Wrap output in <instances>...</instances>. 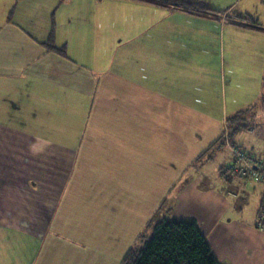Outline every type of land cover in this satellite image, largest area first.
I'll use <instances>...</instances> for the list:
<instances>
[{
  "label": "crops",
  "instance_id": "0c3cea01",
  "mask_svg": "<svg viewBox=\"0 0 264 264\" xmlns=\"http://www.w3.org/2000/svg\"><path fill=\"white\" fill-rule=\"evenodd\" d=\"M223 17L0 0V264H121L152 220L171 217L196 219L223 264H264V183L257 220L240 218V183L222 172L231 145L212 148L247 110L259 140L232 145L264 161V82L248 83L235 114L213 82L264 81V32ZM52 33L67 56L46 46Z\"/></svg>",
  "mask_w": 264,
  "mask_h": 264
},
{
  "label": "trees",
  "instance_id": "16d2710c",
  "mask_svg": "<svg viewBox=\"0 0 264 264\" xmlns=\"http://www.w3.org/2000/svg\"><path fill=\"white\" fill-rule=\"evenodd\" d=\"M137 2L149 3L163 8L174 7L184 11H198L213 18H217L220 11L211 9L205 2L199 0H132ZM264 2V0H263ZM236 22L245 28L264 32V25L251 16H236ZM49 49L67 56L65 47H57L54 42L53 33L46 45ZM249 111H241L239 114L228 117V130L226 135L220 137L215 144L219 142L225 145L229 143L233 152L235 163L232 167L226 166L223 174L224 178L239 176L235 171L237 165V150L245 153L241 147L235 144L234 138L241 132L250 129L252 121L249 122L245 115ZM253 118V117H252ZM227 145V144H226ZM211 148V147H210ZM211 149H207L200 157L208 155ZM228 168L227 170H225ZM235 171L233 176L230 173ZM241 176H243L240 173ZM227 179V181H229ZM262 219V220H261ZM259 224L264 228V200L261 204L260 214L258 217ZM151 224V223H150ZM149 227V225H148ZM146 227V229L148 228ZM151 227V225H150ZM146 229L141 233L129 251L126 253L121 264H223L216 256L209 240L203 233L200 224L194 218H166L153 226V233L150 236Z\"/></svg>",
  "mask_w": 264,
  "mask_h": 264
},
{
  "label": "rangeland",
  "instance_id": "374dc122",
  "mask_svg": "<svg viewBox=\"0 0 264 264\" xmlns=\"http://www.w3.org/2000/svg\"><path fill=\"white\" fill-rule=\"evenodd\" d=\"M201 1L205 2L208 6H212V4H213L218 9H222L224 11L226 9L230 8L231 6H233L231 8V10L228 11L227 15L224 14V11L218 10V11H220L219 15L225 16L223 18L225 19V21L227 23L229 21L236 20V16H239L240 14H245V13L249 14L254 19L257 18V20L260 19L262 22H264V3L262 2V0H201ZM211 9H212V7H211ZM111 47H112V51L110 54L111 56H110L109 63H110V66L112 65L111 68H113L115 66V63H113V61H111V59L115 58V56H117V54H118V50L114 49V48H116V43L114 42L113 39L111 40ZM261 59L262 58L258 57L257 61H260ZM191 82L195 83V81H191ZM213 82L216 83L214 86L217 89V94L219 93L220 96L222 95V97H223L224 109L226 108L228 110L229 114H235L236 110H237L236 109L237 106H239V110H242V108H245L244 102H241L240 105H234L233 101H234V99L243 100L246 97V95L248 94V83H255V88H256V86L258 87V85L259 86L262 85L264 81H213ZM237 85L239 88H237ZM215 104H216V109L218 110V106H219V100L218 99L215 101ZM259 110H260L259 111L260 114L257 117L256 121H258V123H264V109L262 107ZM251 115H252V113H250V111L245 115L246 119H248L249 122H251V121L253 122ZM251 126L256 128L258 132L255 135H248L249 129L246 131H243V132L239 133L234 138L236 143H241V144H245V142L254 143L255 141L259 140L258 137L260 135V133H259V129H260L259 126L260 125L258 126L256 124H252ZM241 138L244 139V141ZM227 145H228V143H227ZM256 153L258 156L263 157V155H261L259 151H257ZM243 155L246 157V160H252L253 162H256V161L261 162V166H260L261 170L259 171L260 175H257L255 173L253 166H250V168H248V167H246V165H244L242 167H243V170L246 169L245 172L247 174L241 176L240 173L238 172L239 176H235L236 181L238 183H240V185L237 188L236 186H234L235 185V183H234V185L232 186V189L236 190V192H238V190H239V193L241 196H240V200H238V202L240 203L241 208L243 207V210L241 208H239V211H237L236 214H239L240 218L242 217V215H244L245 218H247L249 221L252 219H254V221H255V220H257L256 218H257V211H258V207H259V199L256 197L257 193H256V195L253 193V187L257 183H264V177H263V175H264V161L256 159L255 157H253L251 154H249L247 152H245ZM221 156H222L221 159L222 160L224 159V162L226 161V157H227V160H229V162H230V159L232 160V162L235 161L234 157L232 156V154H230L228 152V150L223 151ZM230 167H232V165H230ZM227 169L228 168H226L225 170H227ZM234 174H236L235 171L233 173H230V175H232V176ZM227 178L229 179V177H227ZM247 191H250V192H248L249 197L246 200V194L245 193ZM157 222H159V221L158 220H152V222L150 224L151 227L149 225V227L146 229V232L150 236L153 233V226ZM260 228H262V227H260ZM143 232H144V230L142 231V233ZM136 241H138V240H136Z\"/></svg>",
  "mask_w": 264,
  "mask_h": 264
},
{
  "label": "built area",
  "instance_id": "2783aa9c",
  "mask_svg": "<svg viewBox=\"0 0 264 264\" xmlns=\"http://www.w3.org/2000/svg\"><path fill=\"white\" fill-rule=\"evenodd\" d=\"M235 154L237 156V165L234 168L236 172H239L242 175H246L247 174L245 172L246 169L243 170V167H242V166L246 165V167H248V168H250V166H253L254 170H255V173L257 175H260L259 171L261 170L260 169L261 162H258V161L253 162L252 160H246V157L243 155L244 153L239 151V150H237L235 152ZM263 177H264V175H263ZM260 227H261V222H260Z\"/></svg>",
  "mask_w": 264,
  "mask_h": 264
}]
</instances>
